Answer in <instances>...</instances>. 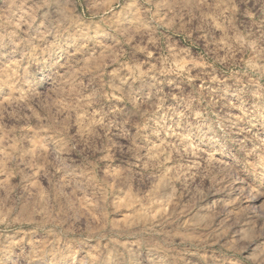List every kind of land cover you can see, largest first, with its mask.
Masks as SVG:
<instances>
[{"label":"rangeland","instance_id":"374dc122","mask_svg":"<svg viewBox=\"0 0 264 264\" xmlns=\"http://www.w3.org/2000/svg\"><path fill=\"white\" fill-rule=\"evenodd\" d=\"M0 264H264V0H0Z\"/></svg>","mask_w":264,"mask_h":264}]
</instances>
